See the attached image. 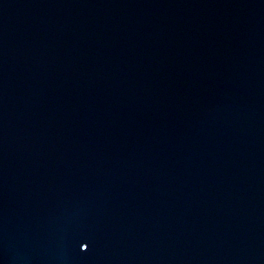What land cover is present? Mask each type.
Instances as JSON below:
<instances>
[{
	"label": "water",
	"instance_id": "95a60500",
	"mask_svg": "<svg viewBox=\"0 0 264 264\" xmlns=\"http://www.w3.org/2000/svg\"><path fill=\"white\" fill-rule=\"evenodd\" d=\"M0 264H264V0H0Z\"/></svg>",
	"mask_w": 264,
	"mask_h": 264
}]
</instances>
